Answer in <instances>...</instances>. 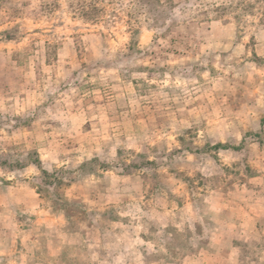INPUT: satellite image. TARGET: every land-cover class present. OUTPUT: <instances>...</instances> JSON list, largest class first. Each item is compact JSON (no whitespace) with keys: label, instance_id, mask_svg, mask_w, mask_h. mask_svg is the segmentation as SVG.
<instances>
[{"label":"rangeland","instance_id":"rangeland-1","mask_svg":"<svg viewBox=\"0 0 264 264\" xmlns=\"http://www.w3.org/2000/svg\"><path fill=\"white\" fill-rule=\"evenodd\" d=\"M0 264H264V0H0Z\"/></svg>","mask_w":264,"mask_h":264}]
</instances>
